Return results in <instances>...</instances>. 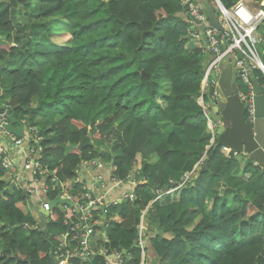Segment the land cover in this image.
Masks as SVG:
<instances>
[{
    "label": "trees",
    "instance_id": "1",
    "mask_svg": "<svg viewBox=\"0 0 264 264\" xmlns=\"http://www.w3.org/2000/svg\"><path fill=\"white\" fill-rule=\"evenodd\" d=\"M190 20L183 0H0V107L8 104L41 137L31 145L43 147L50 199L59 194L52 175L74 180L93 160L107 167L110 183L134 193L104 216V244L125 252L127 264H141L135 225L158 196L146 242L159 264H264V169L211 142L199 103L210 53L192 43L205 27ZM252 73L264 86V73ZM238 84L249 91L240 76ZM213 94L211 87L205 101ZM2 143L0 264H53L72 208H55L51 222L25 213L31 194L22 179L8 182ZM206 158L207 171L167 193ZM84 186L76 182L74 194ZM59 263L105 264L102 257Z\"/></svg>",
    "mask_w": 264,
    "mask_h": 264
},
{
    "label": "built area",
    "instance_id": "2",
    "mask_svg": "<svg viewBox=\"0 0 264 264\" xmlns=\"http://www.w3.org/2000/svg\"><path fill=\"white\" fill-rule=\"evenodd\" d=\"M183 1L189 6V13L193 23L199 27H205L204 48L215 56L206 68L202 84V93L199 98L200 105L205 111V108L208 105L205 101V96L208 95L207 85L211 83V86L214 87V81L210 76L211 72L213 70H218L221 62L225 58L231 57L236 61V67L239 69L240 77L250 88L249 94L251 97L248 100V113H253V86L249 75L248 65H250V68L258 67L264 71V62L257 50V46L264 42V34L260 29L261 26H264V5H260V7L253 9L246 3L245 0H239L234 5L226 8L223 2L220 3L216 0L220 9V13L218 14L219 22L224 27V31L222 32L223 43H221L220 30L216 27H212L208 23L207 18L202 11L200 2L196 0ZM194 34L195 33H193V35ZM237 51L241 52L243 58L236 57ZM213 95H216V92ZM8 108L9 106L7 104H3V106L0 107V136L9 134L5 128V125L8 123ZM207 118L208 128L212 133L211 142H214L216 138V127L209 115H207ZM33 130L34 129L32 127H25L23 137L13 136L12 141L15 148H21L23 142H27L29 144L24 164L27 168L32 170L35 181H40L42 183L43 191L47 195L50 190V184L47 181V176L50 174V171L49 168L41 162L43 147L38 144L34 146L31 145L34 138L37 143L41 140L40 136H32ZM4 164L11 178H15L16 181H19L20 176L18 175L17 169L12 160L7 159L4 161ZM91 164L95 166L102 165L96 160L91 161ZM201 164L202 162L197 164L193 171L186 173L182 181L172 191L178 190L184 186L186 182L197 173ZM80 180V175L74 180L66 182L58 181L55 175L51 176L53 184H57L56 186L59 192L57 196H60L70 202L69 205L59 202L57 207H60L63 210L67 206L72 208L71 218L65 220V223L67 225L71 224V227L60 235L58 247L56 250H53L54 256L58 262L72 258H80L82 263H89L97 257H102L105 264H127L125 252L117 247L111 248L104 244L106 235L102 230V227H105L107 223L105 222L104 216L107 212L108 206L112 203L116 204L119 201L109 202L106 200L107 195L104 192L94 191L88 187H84L81 192L74 194L73 191L75 189V183ZM26 191L31 194V197L37 192L33 186L26 188ZM127 198L135 199L134 193H124L120 201ZM157 199L158 198L152 200L142 210L139 222L135 225L138 231L137 243L142 250L141 264H145L147 256L146 234L147 231H149L150 225L148 213H150L149 209ZM40 207H42L45 211H50V218L51 220H54L53 211L55 208H52L47 197L41 199ZM99 231L104 232L103 238L97 236Z\"/></svg>",
    "mask_w": 264,
    "mask_h": 264
},
{
    "label": "water",
    "instance_id": "3",
    "mask_svg": "<svg viewBox=\"0 0 264 264\" xmlns=\"http://www.w3.org/2000/svg\"><path fill=\"white\" fill-rule=\"evenodd\" d=\"M15 2V0H13ZM222 3L221 0H217ZM202 11L204 12L208 23L212 27H216L221 31L220 42L223 43L222 32L224 27L220 24L218 15L215 13L213 7L209 4L208 0H200ZM231 2L225 4V7H230ZM191 27H195L192 21L189 22ZM24 40V44L26 43ZM237 58H243L241 52L237 51ZM215 58L211 55V60ZM6 61L3 62L2 67L5 66ZM221 62L218 70H213L210 74L214 81V93L208 98V104L212 109V115L214 117L216 147L222 146L229 151L230 156H237L242 154L243 157L253 161L255 164L264 168V86H261L255 79L252 70H250V78L253 82V113H248L249 103L251 95L249 92L242 93L238 84L239 69L236 67V61L228 65V69L223 68ZM250 68V65H248ZM9 122L5 125L8 133L22 137L25 128V122L17 119L12 115L11 111L8 112ZM15 124H19V128H15ZM2 137H0V144L2 143ZM8 141H11V137H8ZM215 141V140H214ZM214 142H212L213 144ZM90 144V137L86 136L80 142L79 147L85 148ZM211 144V145H212ZM210 145V146H211ZM5 158V153L2 159ZM208 170V159L206 158L199 169V173H203ZM133 182V178L130 179ZM10 182V179L8 180ZM148 183V182H146ZM175 187V184H171L169 188ZM156 190V188H153ZM227 190H232L227 188ZM69 204L70 202L56 197L50 200L51 206L56 207L58 203ZM43 215L49 216V211L40 210ZM148 213V218L150 217ZM50 222V219L48 220ZM106 222V221H105ZM24 227L33 231L27 224H23ZM71 224L67 225L69 229ZM102 230L105 232L104 227ZM46 234V230H44ZM53 264H59L55 261L52 255Z\"/></svg>",
    "mask_w": 264,
    "mask_h": 264
},
{
    "label": "crops",
    "instance_id": "4",
    "mask_svg": "<svg viewBox=\"0 0 264 264\" xmlns=\"http://www.w3.org/2000/svg\"><path fill=\"white\" fill-rule=\"evenodd\" d=\"M245 1L253 9L258 8L260 5H264V0H245ZM192 36H193V40H192L193 44H198L199 46L204 45L205 42L204 36L199 34H194ZM209 55H210L209 60L211 62L212 54L210 53ZM234 61H235L234 58L231 57L225 58L223 60V62H225L222 65L223 68L228 69V65L232 64ZM257 69L260 68L257 67ZM253 70L254 69H252V71ZM260 70L262 71V69ZM205 111L207 115H209V111L212 112V109L211 107H209V105H207ZM15 128H19V124H15ZM6 141L7 138H5V141L2 143L3 145L2 151L6 152L8 159L13 160L15 164L14 166L17 169V173L20 176V180L22 179L23 186H25L26 188L33 186L37 190V192L30 198V202H31L30 211L33 212L35 215H38L40 208V201L43 197H45V192L43 191L42 183L40 181L38 182L35 181L32 170L27 168L26 165L24 164L26 160V151L29 149V144L27 142H23L21 148H15L12 143L7 144ZM224 151L227 154H229L228 150L224 149ZM102 167H104V165L100 167L99 166L91 167L88 164L83 165V168L80 173L81 181L84 182L86 187L94 191L104 192L108 196L109 200L111 199V201L120 199L125 192L124 187L116 186L117 184L110 183L108 180V178H110L109 171L107 167L105 169ZM8 177L9 175L6 176V178ZM14 182L16 183L17 181L14 179ZM9 190H12V188L10 187ZM155 262H158L156 258L154 259L149 256L147 257L146 264H155Z\"/></svg>",
    "mask_w": 264,
    "mask_h": 264
},
{
    "label": "clouds",
    "instance_id": "5",
    "mask_svg": "<svg viewBox=\"0 0 264 264\" xmlns=\"http://www.w3.org/2000/svg\"><path fill=\"white\" fill-rule=\"evenodd\" d=\"M196 1H199L200 2V0H196ZM216 1V0H215ZM217 2V1H216ZM222 2V1H221ZM200 4H201V2H200ZM260 7V6H259ZM218 15V14H217ZM190 21H192V20H190ZM193 22V21H192ZM221 32V31H220ZM193 35V34H192ZM203 47H204V45H203ZM206 49V48H205ZM209 52V51H208ZM263 60V59H262ZM223 62V61H222ZM264 62V61H263ZM3 64V63H2ZM219 70V69H218ZM263 71V70H262ZM264 72V71H263ZM249 75H250V71H249ZM240 76V75H239ZM251 79V78H250ZM252 81V80H251ZM252 86H253V82H252ZM249 90H250V88H249ZM249 92V91H248ZM3 92H2V90H0V95L2 94ZM242 93H244V92H242ZM207 103H208V101H206ZM8 105V104H7ZM209 105V104H208ZM9 106V105H8ZM210 107V106H209ZM10 110H9V108H8V112H9ZM13 115V114H12ZM18 119V118H17ZM21 120V119H20ZM21 121H23V122H25V127H27V128H29L28 127V124L26 123V121L25 120H21ZM8 122H9V115H8ZM213 123H214V121H213ZM8 124V123H7ZM216 127V126H215ZM216 129V128H215ZM11 137V141H9L10 143H12L13 144V141H12V137L13 136H16V135H14V134H11V133H9L8 135H1L0 137H2V139L4 140L5 138H7V140H8V137ZM16 137H19V136H16ZM23 137V136H22ZM2 140V141H3ZM216 140V139H215ZM215 142V141H214ZM32 146H34V145H32ZM3 153H5V151L3 152ZM5 155H6V153H5ZM237 156H240L241 158L243 157L242 155H237ZM243 158H245V157H243ZM3 159H5V158H3ZM204 162V161H203ZM203 162H202V164H203ZM201 164V165H202ZM201 167V166H200ZM263 168V167H262ZM200 169V168H199ZM199 169L197 170V172L199 171ZM264 169V168H263ZM7 175H9V172H8V174ZM10 177V178H9ZM9 177L7 178L8 180L10 179L11 181H12V178H11V176L9 175ZM178 186V185H177ZM176 186V187H177ZM84 187H86V186H84ZM176 187H172L171 189H169L168 191H167V193H172L173 191V189L174 188H176ZM179 190V189H178ZM174 191H176V190H174ZM46 195V194H45ZM124 195V194H123ZM45 197H47V199L49 200V202H50V200H53V199H55V198H49L48 197V194L45 196ZM45 197H43V198H45ZM58 197V196H57ZM160 196H158L157 198H159ZM121 199V198H120ZM120 199H116L115 201H119V202H117V203H121L122 201H120ZM156 199V198H155ZM106 200L108 201L109 200V198H108V196H107V198H106ZM154 200V199H153ZM158 200V199H157ZM110 202V201H109ZM111 202H113V200L111 201ZM30 205H31V202H30V199H29V203H28V206H27V208H25V213H28V211H30V210H28L29 209V207H30ZM52 208H57V206L56 207H52ZM42 209V207H40L39 208V214L38 215H36V216H39V218H42V220H45V219H47V220H49L50 219V222L51 221H53V220H51V218H50V216H51V212H50V215L49 216H46V215H43L41 212H40V210ZM44 210V209H43ZM45 211V210H44ZM31 212V211H30ZM44 216V217H43ZM148 220H150V217L148 218ZM105 221L107 222V220L105 219ZM151 225V224H150ZM149 225V226H150ZM142 254V253H141ZM52 255H53V257L55 258V261L56 262H58L57 261V259H56V257L54 256V252H53V250H52ZM147 257H148V250H147V256H146V259H145V264H146V260H147ZM79 260H80V258H78ZM142 262V261H141ZM59 263V262H58ZM60 264V263H59Z\"/></svg>",
    "mask_w": 264,
    "mask_h": 264
},
{
    "label": "rangeland",
    "instance_id": "6",
    "mask_svg": "<svg viewBox=\"0 0 264 264\" xmlns=\"http://www.w3.org/2000/svg\"><path fill=\"white\" fill-rule=\"evenodd\" d=\"M55 26H56V27H55L56 29H55L54 31H58V29H59V27L61 26V24H60L59 22H56V23H55ZM59 36H63V35H59ZM64 38H66V36H64ZM3 39H4V37L2 38V40H3ZM257 50H258V52H259L261 58H263L264 45H262V44L258 45V46H257ZM1 81H2L3 84H7L5 79H2ZM165 88H166V87H165ZM165 88H164V91H165ZM210 89H211V83H210L209 85H207V93L210 92ZM165 93H168V89L165 91ZM165 93H164V94H165ZM160 101L162 102V100H160ZM209 117H210V119H211L212 121H214V117H213V115H212V112H210V111H209ZM6 143L9 144L10 142L7 140ZM238 155H242V154H238ZM242 156H243V155H242ZM245 159H246V158H245ZM137 180L140 181V180H141V177H138V176H137ZM30 208H31V207H29V210H30ZM32 213H33V212H32ZM33 214H34V213H33ZM34 215H35V214H34ZM114 219L118 220V217L115 216ZM5 224H6V223H5ZM153 225H154V224H153ZM152 229H153V227H152ZM5 230H8L7 225H5ZM97 236L100 237V238H103V237H104V232L99 231V232L97 233ZM3 247H4V243H2V242L0 241V254L2 253L1 250L3 249ZM153 262H154V261H153ZM155 264H158V262H155Z\"/></svg>",
    "mask_w": 264,
    "mask_h": 264
},
{
    "label": "bare ground",
    "instance_id": "7",
    "mask_svg": "<svg viewBox=\"0 0 264 264\" xmlns=\"http://www.w3.org/2000/svg\"><path fill=\"white\" fill-rule=\"evenodd\" d=\"M252 69H254V68H249V71L252 70Z\"/></svg>",
    "mask_w": 264,
    "mask_h": 264
}]
</instances>
